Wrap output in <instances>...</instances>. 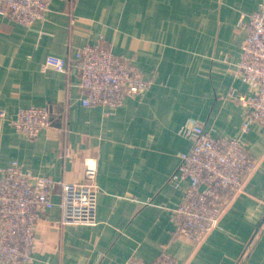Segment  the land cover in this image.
Here are the masks:
<instances>
[{
	"label": "crops",
	"instance_id": "crops-1",
	"mask_svg": "<svg viewBox=\"0 0 264 264\" xmlns=\"http://www.w3.org/2000/svg\"><path fill=\"white\" fill-rule=\"evenodd\" d=\"M264 0H50L23 25L0 14V171L79 182L96 166V220L60 224V186L36 228L27 264H126L166 253L175 264H264V123L241 130L250 94L237 74L247 16ZM104 43L150 81L116 108L84 106L69 57ZM45 107L51 125L29 137L10 123L20 108ZM1 112L4 114L1 115ZM203 123L213 137H240L257 167L201 242L176 230L173 211L188 179L171 181ZM252 239V240H251ZM251 240V242H250Z\"/></svg>",
	"mask_w": 264,
	"mask_h": 264
},
{
	"label": "built area",
	"instance_id": "built-area-1",
	"mask_svg": "<svg viewBox=\"0 0 264 264\" xmlns=\"http://www.w3.org/2000/svg\"><path fill=\"white\" fill-rule=\"evenodd\" d=\"M49 3L50 0H0V14L31 25L44 17ZM246 29L237 71L250 91L239 97L247 106L243 132L254 122L264 123V4L247 16ZM68 61L78 70L80 101L84 106L116 108L126 96L150 86V81L130 60L113 53L102 42L81 46ZM9 121L17 131L36 137L42 129L50 127L52 119L47 108L31 106L20 108ZM180 132L190 137L191 145L181 153L170 180L188 179L189 183L172 218L179 234L201 242L219 222L231 200L244 190L257 162L240 137H213L198 120L189 121ZM95 177L96 166L87 162L84 178L79 182L57 183L51 177L23 170L16 161L1 169L0 264L31 261L37 247L36 228L53 206L56 184L60 186V224L95 223ZM126 264H175V261L163 253L150 262L133 260Z\"/></svg>",
	"mask_w": 264,
	"mask_h": 264
},
{
	"label": "water",
	"instance_id": "water-1",
	"mask_svg": "<svg viewBox=\"0 0 264 264\" xmlns=\"http://www.w3.org/2000/svg\"><path fill=\"white\" fill-rule=\"evenodd\" d=\"M263 224H264V216H263L261 222L259 223V226L257 227V229H256V231H255V233H254V235H253V237H252V239L254 238L255 234L259 231L260 227H261ZM252 239H251V240H252ZM251 240H250V242H251Z\"/></svg>",
	"mask_w": 264,
	"mask_h": 264
}]
</instances>
